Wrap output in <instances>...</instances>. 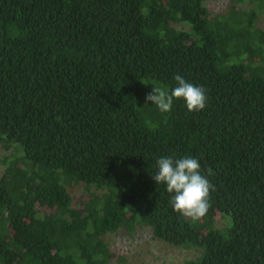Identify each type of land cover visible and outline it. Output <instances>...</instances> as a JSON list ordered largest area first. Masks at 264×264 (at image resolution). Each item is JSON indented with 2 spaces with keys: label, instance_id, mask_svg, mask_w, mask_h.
<instances>
[{
  "label": "trees",
  "instance_id": "1",
  "mask_svg": "<svg viewBox=\"0 0 264 264\" xmlns=\"http://www.w3.org/2000/svg\"><path fill=\"white\" fill-rule=\"evenodd\" d=\"M204 2L0 0V264H108L137 226L182 264H264V0ZM176 75L204 109L145 106ZM187 156L214 186L197 221L152 179Z\"/></svg>",
  "mask_w": 264,
  "mask_h": 264
},
{
  "label": "clouds",
  "instance_id": "2",
  "mask_svg": "<svg viewBox=\"0 0 264 264\" xmlns=\"http://www.w3.org/2000/svg\"><path fill=\"white\" fill-rule=\"evenodd\" d=\"M174 80L175 87L170 91L160 85L151 86V92L145 96V106L152 102L160 112L168 113L174 100L182 99L189 112L205 108L207 96L203 87L187 82L180 75H176ZM156 169L152 179L157 184L166 185V191L171 194L170 204L175 212L193 221L207 214L214 186L201 174L197 158L160 157L156 160ZM207 174H213L211 168L207 169Z\"/></svg>",
  "mask_w": 264,
  "mask_h": 264
},
{
  "label": "rangeland",
  "instance_id": "3",
  "mask_svg": "<svg viewBox=\"0 0 264 264\" xmlns=\"http://www.w3.org/2000/svg\"><path fill=\"white\" fill-rule=\"evenodd\" d=\"M230 0H205L204 5L211 14L223 12ZM257 26L264 27V14L257 18ZM5 152L0 148V157ZM2 166H0V173ZM81 186L68 188L71 202L75 203L81 195ZM103 240L107 243L111 258L108 264H182L193 258L196 251L184 249L153 238L145 226H137L130 234L123 230L106 233Z\"/></svg>",
  "mask_w": 264,
  "mask_h": 264
}]
</instances>
